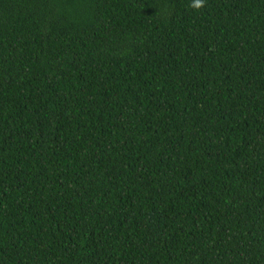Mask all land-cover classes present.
<instances>
[{
  "label": "trees",
  "instance_id": "trees-1",
  "mask_svg": "<svg viewBox=\"0 0 264 264\" xmlns=\"http://www.w3.org/2000/svg\"><path fill=\"white\" fill-rule=\"evenodd\" d=\"M0 0V264H264V0Z\"/></svg>",
  "mask_w": 264,
  "mask_h": 264
},
{
  "label": "clouds",
  "instance_id": "clouds-1",
  "mask_svg": "<svg viewBox=\"0 0 264 264\" xmlns=\"http://www.w3.org/2000/svg\"><path fill=\"white\" fill-rule=\"evenodd\" d=\"M201 5H202V0H195L194 7L199 8L201 7Z\"/></svg>",
  "mask_w": 264,
  "mask_h": 264
}]
</instances>
